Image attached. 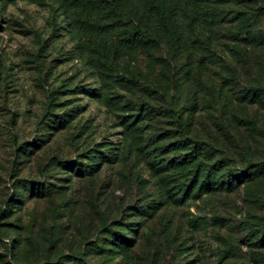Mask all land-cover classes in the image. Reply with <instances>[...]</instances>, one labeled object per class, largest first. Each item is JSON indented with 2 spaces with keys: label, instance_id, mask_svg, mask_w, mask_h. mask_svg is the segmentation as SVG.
<instances>
[{
  "label": "rangeland",
  "instance_id": "374dc122",
  "mask_svg": "<svg viewBox=\"0 0 264 264\" xmlns=\"http://www.w3.org/2000/svg\"><path fill=\"white\" fill-rule=\"evenodd\" d=\"M141 17L117 53L0 0V264H264V0Z\"/></svg>",
  "mask_w": 264,
  "mask_h": 264
},
{
  "label": "trees",
  "instance_id": "16d2710c",
  "mask_svg": "<svg viewBox=\"0 0 264 264\" xmlns=\"http://www.w3.org/2000/svg\"><path fill=\"white\" fill-rule=\"evenodd\" d=\"M60 1L67 13L69 25L80 36L82 44L88 48L105 42L112 44L119 53L142 45L150 47L154 43L145 18L141 17L139 20L127 18L129 0ZM190 157L191 155H188L183 162H190ZM212 171L216 178V171Z\"/></svg>",
  "mask_w": 264,
  "mask_h": 264
}]
</instances>
